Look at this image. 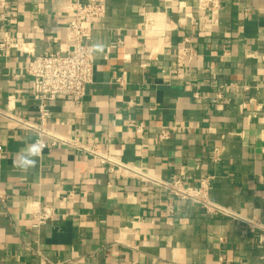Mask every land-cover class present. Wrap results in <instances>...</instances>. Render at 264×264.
Here are the masks:
<instances>
[{"label": "crops", "instance_id": "1", "mask_svg": "<svg viewBox=\"0 0 264 264\" xmlns=\"http://www.w3.org/2000/svg\"><path fill=\"white\" fill-rule=\"evenodd\" d=\"M65 2L74 0H0V28L10 11L9 28L33 44L34 56L63 54ZM78 2L105 9L89 42L93 83L77 109L48 103V129L153 179L195 188L209 178L211 203L264 224V110H257L264 105V0H220L216 21L202 31L197 0ZM145 14L158 29H143ZM179 50L186 51L182 67ZM30 61L0 51V110L10 105L35 122ZM161 131L168 141H157ZM34 143L33 132L0 116V264H264V243L245 223L110 174L76 150L38 157ZM43 207L55 215L34 229Z\"/></svg>", "mask_w": 264, "mask_h": 264}, {"label": "built area", "instance_id": "2", "mask_svg": "<svg viewBox=\"0 0 264 264\" xmlns=\"http://www.w3.org/2000/svg\"><path fill=\"white\" fill-rule=\"evenodd\" d=\"M197 10L201 16V25L199 31L203 30L204 24H213L221 8L220 0H197ZM182 8V5L179 4ZM64 10L71 18L66 26L67 48L63 54L55 53L45 56H34L33 44L27 42L20 34L14 33L8 25L12 22L11 14L8 12L4 17L7 24L0 28V51L16 50L20 54L31 58L30 64L26 69V75L29 78L30 94L34 101L38 103V116L35 122H29L23 118L15 116L9 105V110L1 111L0 116L14 122L22 128H25L35 134L34 151L36 156L40 157L42 152L47 149L65 147L76 150L83 154H88L95 158L99 165L106 169L108 173L133 177L137 180L151 183L160 188L167 190L172 196L181 200H191L200 205L207 214L221 215L231 219L239 220L252 230L258 232L257 242L264 243V224L258 220L243 219L238 214L214 205L208 200V191L210 189V179L206 178L200 181L198 187L186 186L180 179L173 182H163L149 177L138 168L101 154L93 148L81 144L77 137L71 133L64 135L56 134L47 127L48 120L51 119V113L48 110V103L55 101H65L70 103L75 109L79 108L86 96L87 86L93 83L94 73V56L95 52L89 45L92 32L94 30V20L102 19L105 16V9L101 3L97 4H80L78 0L66 3ZM157 26L151 15L145 14L143 29L155 30ZM158 29V28H157ZM185 50H179L176 54V65H184ZM119 85L124 84L123 78L116 80ZM247 90V88H243ZM199 98L198 94H194ZM11 102V100H10ZM128 102V106H132ZM257 110H264L263 106H258ZM129 126L134 127L132 124ZM137 133L143 132V126H135ZM170 139V134L161 131L157 135L159 143L166 142ZM1 152V148H0ZM219 151L214 150L213 162L216 163L219 158ZM5 196L0 194V204L5 203ZM55 210L51 207H43L34 212L32 217V228L38 229L53 219Z\"/></svg>", "mask_w": 264, "mask_h": 264}, {"label": "clouds", "instance_id": "3", "mask_svg": "<svg viewBox=\"0 0 264 264\" xmlns=\"http://www.w3.org/2000/svg\"><path fill=\"white\" fill-rule=\"evenodd\" d=\"M29 163H32V161H29Z\"/></svg>", "mask_w": 264, "mask_h": 264}]
</instances>
